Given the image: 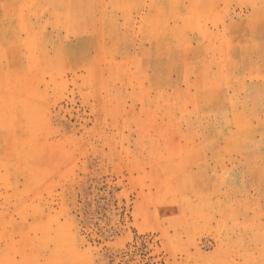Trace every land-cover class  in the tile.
<instances>
[{"label": "rangeland", "instance_id": "1", "mask_svg": "<svg viewBox=\"0 0 264 264\" xmlns=\"http://www.w3.org/2000/svg\"><path fill=\"white\" fill-rule=\"evenodd\" d=\"M0 264H264V0H0Z\"/></svg>", "mask_w": 264, "mask_h": 264}]
</instances>
